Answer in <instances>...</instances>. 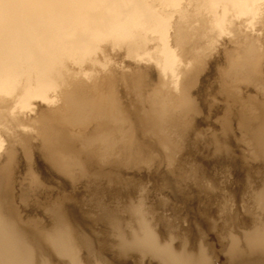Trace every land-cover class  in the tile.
Wrapping results in <instances>:
<instances>
[{
    "label": "bare ground",
    "instance_id": "obj_1",
    "mask_svg": "<svg viewBox=\"0 0 264 264\" xmlns=\"http://www.w3.org/2000/svg\"><path fill=\"white\" fill-rule=\"evenodd\" d=\"M262 29L264 0H0V264H57L55 259L106 264L77 234L57 199L45 206L50 223H23L11 167L4 161L13 158L12 143L22 145L30 163L36 161L34 152L44 149L54 168L96 178L101 174L89 171L91 162L122 158V147L137 142V129L155 137L172 158L176 142L170 108L190 103L187 78L200 61L198 55L195 60L186 56L188 47L205 39L213 49L220 38L231 37L238 46L230 59L231 77L257 82L262 54L257 33ZM131 62L156 67L163 94L156 100L165 104L140 109L136 123L114 95L117 80L130 78L125 72ZM92 123L98 126L87 132ZM33 178L21 192L24 201L40 185ZM139 196L123 204L126 216L98 204L119 252H136L158 264H213L205 247L162 237ZM243 211L250 221L241 232L233 227L226 234V264H264V183L243 200ZM222 212H228L229 221L236 216L231 208Z\"/></svg>",
    "mask_w": 264,
    "mask_h": 264
},
{
    "label": "rangeland",
    "instance_id": "obj_2",
    "mask_svg": "<svg viewBox=\"0 0 264 264\" xmlns=\"http://www.w3.org/2000/svg\"><path fill=\"white\" fill-rule=\"evenodd\" d=\"M257 35L261 37L264 54V29ZM220 39L213 49H209L205 39L197 40L196 50L194 46L188 47L186 56L189 59L200 56L202 61L204 57L202 62L196 61L197 66H193L187 78L190 103L179 110L170 108L176 142L172 158L155 137L137 129V142L122 147L124 158L91 162L89 171L101 174L96 178L54 168L44 149L34 152L36 161L30 163L22 145L12 143L13 158L4 161L11 167L14 201L24 216L23 223L27 226L32 222L50 223V213L45 206L57 199V204L66 209L77 234L91 244L101 261L106 264H158L149 256L119 252L113 245L109 223L98 214V204L103 203L126 216L123 204L140 195L162 237H177L174 244L188 239L195 247H205L212 255L213 264H226L230 243L226 234L233 227V231L239 233L242 226L248 225L250 217L243 211V200L249 197L252 189L264 183V144L261 141L264 136V55L259 57L254 73L257 82L261 80L263 85L256 81L234 80L230 75V59L238 53V46L231 37ZM121 61L128 62L123 58ZM129 67L131 71L128 69L125 74L130 78L117 80L114 95L136 123L140 109H159L165 104L156 100L163 97L158 91L161 76L156 67L135 66L132 62ZM139 75L143 79L139 80ZM97 126L92 123L86 130L92 131ZM31 141L38 144V140ZM57 148L60 151L59 145ZM134 150L139 153L132 156ZM33 176L40 180V185L33 188L37 192L24 201L21 192L29 188ZM223 205L235 212L231 221L226 217L228 212H222ZM54 261L64 264L58 259Z\"/></svg>",
    "mask_w": 264,
    "mask_h": 264
}]
</instances>
